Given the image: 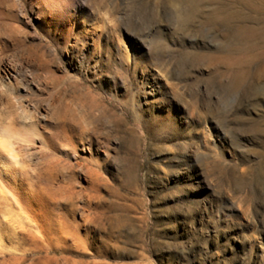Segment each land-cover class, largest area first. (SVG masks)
<instances>
[{
    "label": "rangeland",
    "instance_id": "obj_1",
    "mask_svg": "<svg viewBox=\"0 0 264 264\" xmlns=\"http://www.w3.org/2000/svg\"><path fill=\"white\" fill-rule=\"evenodd\" d=\"M7 148L0 264H264V0H0Z\"/></svg>",
    "mask_w": 264,
    "mask_h": 264
},
{
    "label": "bare ground",
    "instance_id": "obj_2",
    "mask_svg": "<svg viewBox=\"0 0 264 264\" xmlns=\"http://www.w3.org/2000/svg\"><path fill=\"white\" fill-rule=\"evenodd\" d=\"M7 152L9 154L8 156H6V158H2L0 156V172H3V173L5 172V174L7 175L10 174L12 176H15L16 174H18V171H19L17 156L11 153V150L8 148H7ZM13 178H16V177H13Z\"/></svg>",
    "mask_w": 264,
    "mask_h": 264
}]
</instances>
